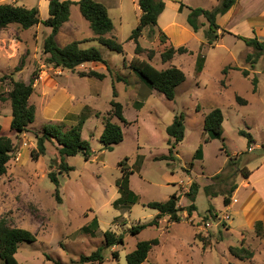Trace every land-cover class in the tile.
<instances>
[{"label": "rangeland", "instance_id": "1", "mask_svg": "<svg viewBox=\"0 0 264 264\" xmlns=\"http://www.w3.org/2000/svg\"><path fill=\"white\" fill-rule=\"evenodd\" d=\"M46 2L0 0V3L38 6L42 19L49 15ZM118 8L111 7L116 29L108 35L123 43L124 53L92 40L95 36L88 37V34H94L88 20L78 3L71 6L70 18L79 27L71 33L72 38L83 37L81 46H95L106 60V63L85 62L74 71L46 64L43 46L50 27L40 23L24 29L14 23L0 30V78L10 75L16 80L30 81L33 73L38 72L30 97V103L36 106V120L22 133L10 127V78L0 80V94L7 97L0 100L2 133L11 136L15 143L8 170L0 177V218L5 216L13 226L30 229L37 238L34 242L20 243L16 254L19 262L127 264V254L139 241L157 237L160 243L152 248L142 264H264V236L257 235L258 229L264 233V218L255 220L259 215L264 216V205L256 201L255 196L249 198L250 188L242 186L245 180L242 170H249L248 162L244 161L253 156L249 161L250 168L263 162L264 145L249 151V138L241 133L242 130L249 131L258 143H264V100L253 89L251 78L255 74L249 78L238 70L232 71L234 68L228 70L229 75L222 73L224 66L244 62L247 43L242 38L225 34L220 44L207 49V68L199 74L196 62L202 40L205 41L202 31L199 33L201 40L193 37L186 44L190 52L177 53L172 60L163 62L161 53L166 43L159 31L152 33L148 29L144 32L140 42L145 50L137 54L135 42L129 39L133 24H136V12L130 8L120 23ZM176 38L169 39L168 44L183 45L178 44ZM61 44H66L63 38ZM151 49L154 50L152 58L149 57ZM134 58L150 61L159 69L176 65L185 72L186 80L177 87L174 100L168 99L130 68ZM19 66H22L20 70L17 69ZM88 68L104 72L106 77L100 79L79 74L81 69ZM114 89L117 96H114ZM237 95L248 103L239 102ZM112 99L124 105L128 123H121L124 140L113 149H107L100 136ZM216 107L221 108L225 116L223 138L206 142L205 117ZM180 113L186 116L184 139L174 149L173 158L156 159L169 155L167 127ZM85 116L82 136L90 141L93 151L90 159L83 153L67 157L73 170L59 174L62 200L58 201L56 185L49 172H58L59 144L56 140L48 142V153L34 160L31 152L37 145L36 134L50 122L69 129ZM113 120L119 121L116 117ZM201 145L203 156L196 157ZM235 151L241 155H236L234 163H229L228 152ZM126 158L125 165L134 170L130 186L139 195V200L116 206L114 202L121 196L116 183L122 176L120 161ZM218 173L221 176L215 177ZM193 182L199 185L194 217L188 216L183 209L180 222H171L164 216L159 225L131 233L135 225L149 222L158 214V209L147 205L150 201H166L173 193H178L181 195L179 205L188 206L192 201L186 192ZM237 183L241 184L235 194L238 200L229 210L224 195L230 194ZM244 202L246 204L242 206ZM223 216L228 218L222 219ZM94 217L98 218L99 227H93L94 234L85 232L83 227ZM255 221L262 224L255 225ZM208 222L210 226L203 228ZM107 230L123 234L124 243L106 248V259L102 263H82V255H89L105 244ZM244 236V245L255 254L243 260L232 255L230 248L242 246ZM114 252L118 253L117 257ZM0 264H5L1 257Z\"/></svg>", "mask_w": 264, "mask_h": 264}, {"label": "trees", "instance_id": "2", "mask_svg": "<svg viewBox=\"0 0 264 264\" xmlns=\"http://www.w3.org/2000/svg\"><path fill=\"white\" fill-rule=\"evenodd\" d=\"M49 15L47 18L42 19L40 9L38 6L28 7L21 4L14 3H0V30L7 28L9 25L17 23L24 29L34 27L40 23L51 28V32L45 37L43 51L47 54L46 64L53 67H60L62 69L76 70V68L89 61L103 62L106 60L101 55L98 48L91 46L84 48L81 46L83 41L74 40L65 46H61L57 41V34L61 27L70 19L71 6L75 3L79 4L80 11L83 16L89 21L90 26L95 34L92 40H98L100 43L108 46L112 50L119 53H124V45L115 36H109L114 29V22L109 14L108 7L96 0H49ZM237 0H221L218 5L211 9L203 7H189V13L187 21L191 27L198 31L204 23L200 18L203 16L208 22V28L205 32L208 44L213 45L219 39L220 34L218 29L220 25L217 22L219 14L226 13ZM142 13L139 19V23L132 30L129 39L133 40L136 44V53L139 54L145 50L141 45L140 39L143 36L145 29L149 28L150 32L155 33L158 25V18L165 9V0H139ZM182 6L183 3H182ZM182 8V7H181ZM226 31L223 30L222 34ZM162 41L166 43L165 49L161 53L163 62L172 60L177 53L189 52L186 46L175 47L168 44V36L164 31H160ZM247 45L253 47V51L249 52L246 56V61L251 64L252 67L258 62V60L264 56V41L259 40L256 37L249 38L240 36ZM154 56V50L149 51V57ZM205 59L201 53H199L196 64V72L200 73L204 67ZM22 66L17 67L18 70ZM130 68L139 73L143 78L157 90L162 92L168 99L174 100L176 97V89L186 80L185 72L178 66L172 65L165 69H159L153 65L150 61L145 59L134 58L130 62ZM230 68L240 69L244 76L249 77L251 70L247 68H240L236 66H227L223 69V73L226 75ZM81 76L97 77L104 79L106 74L96 69L79 71ZM38 77V72L35 71L30 81L16 80L10 75H4L0 80L10 78L12 88L9 92L8 98L11 99L12 104V119L11 129L15 132L22 133L28 131V128L36 120V106L30 103V97L35 90V82ZM121 79V78H120ZM224 81V80H223ZM251 82L254 86V91L257 90L258 77L254 75L251 78ZM114 96H117V92L114 89ZM5 95L0 94V100H6ZM237 100L243 104L247 103V100L237 95ZM84 115V114H83ZM84 118H81L76 124L69 129L60 123L50 122L43 126L42 132L37 133V145L32 149L31 155L34 160L42 155L48 153V142H56L59 144V160L57 162L58 172L50 171L49 177L56 185V197L58 201L62 198L59 194V174L64 172H70L73 170V166L67 161L68 156L77 155L83 153L86 159H90L92 154L91 143L88 139L83 138L82 129L85 122ZM113 117H116L119 121H114ZM224 112L221 108L216 107L212 109L205 117L204 129L208 133L205 141L208 142L215 138H223L224 132ZM121 123H128L124 115V105L116 99L111 100V109L108 112V116L104 118V129L100 136L104 147L107 149H113L114 146L124 140V131ZM186 132V116L184 113H180L175 116V119L171 125L167 127L168 144L170 145L169 155H162L156 157V159L173 158L174 149L177 144L181 142L185 137ZM242 134L249 138V148L252 146L254 136L251 132L242 130ZM15 151V143L11 136L2 133V125L0 124V177L6 174L8 170V164L12 159ZM241 154H238V156ZM196 157L203 156V146L201 145L195 154ZM229 163L233 162L235 155H231ZM128 158L120 161L122 168V176L117 180L119 192L121 193L114 204L125 205L134 204L138 202L139 195L131 188V174L134 172L132 168L125 165V161ZM234 163V162H233ZM250 170H242L245 177H249ZM220 173L215 177H220ZM237 185H234L231 193L236 189ZM208 189V188H207ZM199 191V185L197 182H193L187 193L191 199V203L186 207H181L179 201L181 195L173 193L166 201H150L148 206L159 210L155 218L149 222L143 224H137L131 229V233L137 234L145 229L147 226L159 225L160 219L164 216H168L171 222H180L183 217L180 213L181 210H186L188 216H192L193 212L197 210L195 203L197 193ZM230 194L224 195L225 205H229L232 202V196ZM261 223V222H259ZM257 222V225H259ZM262 224V223H261ZM93 227H99V220L97 217L90 222V224L83 227V230L88 233L94 234ZM257 233L262 235L260 229ZM36 234L30 229L13 226L7 217L2 216L0 218V257L5 264H21L16 256L20 243L23 241L34 242L36 241ZM105 244L101 245L89 255H82L80 261L82 263L104 262L106 257L104 250L106 248L115 246L120 243H124V235L117 234L113 230H107L105 232ZM160 243L159 238H151L141 240L137 243L136 247L127 254V264H142L147 260L150 251L155 245ZM230 252L232 255L239 259H249L254 256V250L244 245L231 246ZM114 257L118 256L117 252H114ZM55 264H59L55 261Z\"/></svg>", "mask_w": 264, "mask_h": 264}, {"label": "crops", "instance_id": "3", "mask_svg": "<svg viewBox=\"0 0 264 264\" xmlns=\"http://www.w3.org/2000/svg\"><path fill=\"white\" fill-rule=\"evenodd\" d=\"M73 1L77 2L78 0H73ZM96 1L104 3L108 7L109 14L111 16H112V14L110 12L111 7L112 6H118L119 7L118 8V19H119L120 23L123 22L125 15L129 12L130 8H132L136 12V24H133V25H135L134 28L139 23V19H140L141 13H142L141 7L139 5V0H96ZM220 1L221 0H165V9L160 14V16L158 18V25L156 27V30L159 31V33H160V31H164L166 33V35L168 36V41H169V39H175V36H176L177 37L176 39H179L178 44H183L180 46H186L187 47L186 44L193 37L198 39V40H201L199 33L202 31L204 38H205L204 39L205 41L202 40L199 53H201L203 55L205 62H204V67H203L202 71L200 72L201 74L207 68V59L208 58L205 54L207 49L210 47L214 48L215 46L220 44L221 39L223 38V36L225 34L233 35L235 38H238V39H240V36H244V37H249V38L256 37L259 40L264 41V0H237V2L226 13L218 15L217 22L220 25V28L218 29V33L220 34V37L215 42V44H213V45L208 44V41H207L206 36H205V32H206L209 25H208V22L206 21V18L203 16L200 18L201 22L204 24L198 31H195L187 21V16H188L189 9H190L189 7H203L206 9H211V8L215 7L216 5H218L220 3ZM49 2L50 1L47 0V2H46L47 7L49 6ZM182 3L184 6H182ZM185 15H187L186 19H185ZM112 19H114L113 16H112ZM89 25H90V23H89ZM114 26L115 27L113 29V33H114V30L116 29L115 21H114ZM78 28L79 27L75 23H73V21L70 18L67 22H65V24L61 27L60 31L57 34L58 43L60 45H62L61 44L62 38L66 44H68L74 40L83 39V37L74 39V38H72L73 36H71V33L74 31H77ZM148 29L149 28H146L145 31H147ZM223 30L226 31L224 34H222ZM50 32H51V29H50ZM93 36H95V34H92V33L88 34V37H93ZM72 39H74V40H72ZM189 52H190V49H189ZM249 52H252V47L247 45V51H246L245 55H243L244 62H242L239 65L235 64V66H238L240 68L250 69L251 75L249 76V78L251 76H253V74L258 76V86H257L256 92L258 95L261 94L262 95L261 99L264 100V56L251 69L250 68L251 66L249 67L245 61L246 56ZM185 53H188V52H185ZM196 64H197V62H196ZM79 66H83V65L81 64ZM227 66H229V65L224 66L223 69ZM89 69H91V68L81 69V70H89ZM223 69H222V73H223ZM233 70H238L242 74L241 70H239V69H232V71ZM229 73L230 72H228L227 75H229ZM84 77H87V76H84ZM122 124H124V123H122ZM254 140H255V138H254ZM263 145H264V143L260 144L255 140L253 142L252 146L248 150L252 151L254 149H260L261 146H263ZM238 154H240V153H237L235 151L231 155L236 156ZM252 158H253V156L248 157V159L245 160L244 162L245 163L248 162V165H250L249 161ZM248 165H247V167L249 168V170L251 172L249 174V177L244 176L245 180L242 182V186H244L246 188H250V192L248 195L249 198L251 196H255L258 199L256 201H258L264 205V160H263V162L255 164L254 168H250ZM236 185H237V187L233 191L234 192L233 200L229 205H226V208L229 210L232 207V205L234 204V202H236L238 200V198L235 196V194L240 190L241 184L237 183ZM246 202H244L242 206H244L246 204ZM253 204L257 205L258 203H253ZM196 211L193 212V214H192L193 217H194V214ZM187 215H188V213H187ZM263 218H264V216L259 215V217L255 218V220L256 219L262 220ZM163 220L164 219L162 218L160 221L162 222ZM253 223H254V221H253ZM256 224H257V222L255 221V225ZM257 235L260 236L261 238H263V236H264V234L262 236V235H259L258 233H257ZM243 239H244L243 241L245 242L246 237L244 236Z\"/></svg>", "mask_w": 264, "mask_h": 264}, {"label": "built area", "instance_id": "4", "mask_svg": "<svg viewBox=\"0 0 264 264\" xmlns=\"http://www.w3.org/2000/svg\"><path fill=\"white\" fill-rule=\"evenodd\" d=\"M226 218H228V216H223V217H222V219H226ZM207 226H210V223H209V222L206 223L205 225H203L202 227L205 228V227H207Z\"/></svg>", "mask_w": 264, "mask_h": 264}]
</instances>
